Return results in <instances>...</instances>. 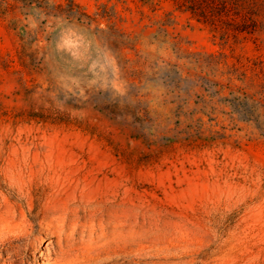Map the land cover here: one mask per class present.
Wrapping results in <instances>:
<instances>
[{
  "label": "rangeland",
  "instance_id": "374dc122",
  "mask_svg": "<svg viewBox=\"0 0 264 264\" xmlns=\"http://www.w3.org/2000/svg\"><path fill=\"white\" fill-rule=\"evenodd\" d=\"M230 1L0 0L5 256L264 264V0Z\"/></svg>",
  "mask_w": 264,
  "mask_h": 264
},
{
  "label": "bare ground",
  "instance_id": "6f19581e",
  "mask_svg": "<svg viewBox=\"0 0 264 264\" xmlns=\"http://www.w3.org/2000/svg\"><path fill=\"white\" fill-rule=\"evenodd\" d=\"M31 210V207H26V209L21 211L19 215L15 214L14 210L11 212H6L4 213V215L0 214V225L5 224V226H1L0 228V264H15V259H9L11 257L5 256L3 254V250H7L6 246L10 248H16L21 246L19 242L22 237L27 233L26 229H14V226L17 220L20 221L18 225L25 224L26 220L31 216ZM40 240L41 238L39 237L37 241L39 242ZM31 257L33 260L34 253H31ZM6 259H9V261L7 260V262Z\"/></svg>",
  "mask_w": 264,
  "mask_h": 264
},
{
  "label": "trees",
  "instance_id": "16d2710c",
  "mask_svg": "<svg viewBox=\"0 0 264 264\" xmlns=\"http://www.w3.org/2000/svg\"><path fill=\"white\" fill-rule=\"evenodd\" d=\"M144 3H150V0H142ZM152 2V1H151ZM159 0L153 2V8L158 5ZM174 6L177 9H182L183 11H189L192 14H196L197 9L202 10V7L210 8L214 4H220L223 7L232 6L230 0H172Z\"/></svg>",
  "mask_w": 264,
  "mask_h": 264
}]
</instances>
